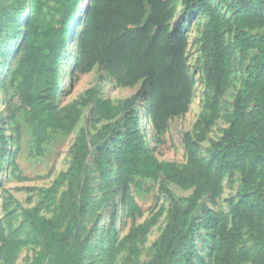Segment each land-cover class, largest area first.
<instances>
[{
  "label": "trees",
  "instance_id": "trees-1",
  "mask_svg": "<svg viewBox=\"0 0 264 264\" xmlns=\"http://www.w3.org/2000/svg\"><path fill=\"white\" fill-rule=\"evenodd\" d=\"M82 0H28L23 17V30L17 40V62L10 71L9 84L26 114L27 123L37 143L44 141L49 130L68 132L76 125L82 108L89 99L67 107L57 105L60 91V61L78 22V7ZM226 3L229 14L222 12L211 0H180L186 12L204 13L207 20L193 44L203 57L202 80L210 91L202 102V110L193 132L182 137L188 163L160 162L139 132L141 115L136 107L143 100L147 107L144 119L155 131L164 130L168 121L182 115L192 96L193 78L188 71L185 49L187 37L178 25L170 26L175 0H89L85 8V24L79 36L77 67L89 72L95 66L103 67L122 87L141 84V90L114 104L109 99H95V112L99 119H123L125 133L113 149L98 152L96 163L105 184L115 192L124 180L137 175L153 178L162 174L179 187H194L193 195L210 193L216 196L222 189L225 177L236 168L243 172L236 197L226 200L229 220L210 217L216 224L215 264H226L232 257L231 243L240 233L242 223L248 219L258 223L262 206L255 202L251 179L255 174L264 179V27L259 36H249L246 29L264 25V0H219ZM9 16L6 5L0 0V26ZM14 22V21H13ZM17 23L12 29L17 32ZM15 45L10 47V50ZM255 49L256 53L241 75L231 109L225 110L228 122L217 140L210 141L206 153L200 144L207 138L215 121L221 118V97L232 84L235 50L243 53ZM257 109L249 113L251 102ZM116 123L110 122L90 139L83 128L73 141L70 167L59 173L50 189L65 179L82 183L79 192L78 214L72 216L62 231L50 227L51 222L37 216L32 210L24 218L32 231L37 232L43 247L31 264H41L56 250L60 252L69 243L79 214L88 200V177L85 162L90 146L98 144L111 132L117 136ZM112 162L116 163L113 179ZM172 207L167 224L158 238L154 255L146 264H187L191 258L194 229L183 230L180 220L182 208L173 199L170 190L163 186ZM124 213L133 217L137 206L128 196L123 197ZM158 214V213H157ZM156 214V215H157ZM155 223V216L130 227L122 242L133 240L146 233ZM88 237L70 253L69 264H79ZM56 248V250H55ZM255 260L264 264V239L254 245Z\"/></svg>",
  "mask_w": 264,
  "mask_h": 264
},
{
  "label": "rangeland",
  "instance_id": "rangeland-1",
  "mask_svg": "<svg viewBox=\"0 0 264 264\" xmlns=\"http://www.w3.org/2000/svg\"><path fill=\"white\" fill-rule=\"evenodd\" d=\"M9 16L0 26V264H31L43 247L41 236L32 231L24 218L26 210H32L37 216L51 222L50 227L62 231L67 221L78 214L79 192L82 183L63 182L50 189L59 173L70 167L73 155V141L79 129L83 128L90 139L104 131L110 122L116 123L117 136L111 132L98 144L90 146L85 162V174L88 177V200L79 214L77 225L69 243L60 252L55 248L57 258L54 264H69L70 253L76 250L86 237L88 241L79 259V264H146L154 255L158 238L165 228L172 202L163 191L166 186L173 199L180 205V220L183 230L194 229L191 240L193 246L191 258L187 264H215L216 224L210 217L229 220V208L226 200L235 198L237 187L243 172L236 168L230 176L224 178L221 191L214 197L210 193L193 195L194 187H179L168 181L162 174L153 178L131 175L122 182L115 192L105 184L96 163L101 148L113 149V142L123 139L125 128L123 119H99L95 112V99H109L120 104L141 90V84L129 87L120 86L107 74L103 67L95 66L89 72H81L77 67L79 58V36L85 24V8L77 11L78 22L73 28L60 61V91L57 105L67 107L89 99L72 130L63 132L49 130L44 141L37 143L32 126L26 121V114L13 94L9 84L10 71L17 62L15 52L17 40L23 30L22 22L28 8V0H2ZM85 6L89 0H82ZM222 12L228 13L226 3L211 0ZM229 4L232 0H228ZM207 20L204 13L186 12L180 0H175V8L170 26L178 25L181 33L187 37L185 49L188 71L194 80L192 96L187 110L180 116L168 121L164 130L155 131L152 124L144 119L147 107L143 100L136 110L141 115L139 132L150 148V153L160 162H175L178 166L188 163L182 141L185 132H193L194 124L202 110V102L210 91L202 80L201 64L203 57L193 44ZM17 23V32L11 27ZM264 25L246 29L249 36H259ZM15 45L12 50L10 47ZM256 53L250 49L243 53L235 50L232 58V84L221 97L222 117L215 121L207 138L200 144L202 151L217 140L228 122L225 110H230L237 91L240 77L245 67ZM255 102L249 104V113H254ZM112 178L116 177V163L112 162ZM255 202L263 208L258 223L244 220L239 235L232 241V257L226 264H260L255 260L254 245L264 239V179L255 174L251 179ZM133 200L138 210L133 217L124 213L123 197ZM158 213V214H157ZM157 214V215H156ZM155 223L149 230L133 240L122 242L130 227L145 219L154 217ZM53 252L44 258L41 264H52ZM178 256L172 264H177Z\"/></svg>",
  "mask_w": 264,
  "mask_h": 264
},
{
  "label": "bare ground",
  "instance_id": "bare-ground-1",
  "mask_svg": "<svg viewBox=\"0 0 264 264\" xmlns=\"http://www.w3.org/2000/svg\"><path fill=\"white\" fill-rule=\"evenodd\" d=\"M85 7H86V6H85V3H84L83 1H81V4H80L79 7H78V12H79V11H82ZM149 123H150V122H149Z\"/></svg>",
  "mask_w": 264,
  "mask_h": 264
},
{
  "label": "water",
  "instance_id": "water-1",
  "mask_svg": "<svg viewBox=\"0 0 264 264\" xmlns=\"http://www.w3.org/2000/svg\"><path fill=\"white\" fill-rule=\"evenodd\" d=\"M87 6V5H86ZM86 8V7H85Z\"/></svg>",
  "mask_w": 264,
  "mask_h": 264
}]
</instances>
